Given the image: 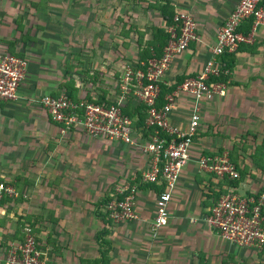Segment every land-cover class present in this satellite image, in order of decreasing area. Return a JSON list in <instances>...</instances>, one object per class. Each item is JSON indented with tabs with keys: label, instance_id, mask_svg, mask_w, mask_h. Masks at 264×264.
<instances>
[{
	"label": "crops",
	"instance_id": "obj_1",
	"mask_svg": "<svg viewBox=\"0 0 264 264\" xmlns=\"http://www.w3.org/2000/svg\"><path fill=\"white\" fill-rule=\"evenodd\" d=\"M6 1H0V47L11 46L26 59L27 71L18 98L0 101V182L16 193L0 199V264L23 241L26 226L47 264H264V248L233 244L205 220L229 190L242 196L264 190V157L254 161L264 142V26L242 25L239 31L251 41L216 56L228 71L224 94L194 101L176 91L212 57L217 31L240 0H168L175 13L190 15L196 38L170 61L160 92L176 91L168 113L173 126L186 128L197 105L199 127L167 203V221L156 231L151 222L161 184L140 179L151 162L139 147L152 133H145V115L129 116L136 142L131 145L55 122L39 99L66 94L68 82L74 101L142 104L132 90L121 99L119 85L124 68L139 61L138 36L144 44L153 25L167 30L160 11L148 7L150 0H96L87 11L95 12L90 19L77 8L85 0H73L77 7L64 5L68 0H30L33 10L16 12V1ZM72 22L85 33L82 46L71 41ZM223 151L244 171L236 187L200 168L202 155ZM122 184L135 193L137 218L114 222L104 207Z\"/></svg>",
	"mask_w": 264,
	"mask_h": 264
},
{
	"label": "built area",
	"instance_id": "obj_2",
	"mask_svg": "<svg viewBox=\"0 0 264 264\" xmlns=\"http://www.w3.org/2000/svg\"><path fill=\"white\" fill-rule=\"evenodd\" d=\"M263 0H240L226 21L218 29L212 57L208 59L199 73L184 79L176 91L190 94L194 101L211 98L214 94H224L226 80L209 81L210 77L227 74L216 56L235 51L241 43L251 41L249 35L238 30L244 21H251V28L264 26ZM168 41L160 57L150 58L146 71H132L126 66L121 75L119 88L124 94L132 90L140 102L146 106L145 125L152 129L148 141L139 145L141 151L150 155V165L142 172L141 181L163 186L156 197L157 212L152 219L154 231L164 225L168 218L167 203L174 191L184 162L189 159V150L199 127L198 106L191 111L186 128L173 126L168 113L175 104L176 91L165 96V102L157 107L160 94V80L170 61L180 54L196 38L194 21L184 12H176L173 22L167 26ZM27 61L23 57L0 47V101H13L18 98V90L25 78ZM51 119L65 126L81 127L86 133L103 136L125 144H136L132 138V119L126 115L118 103L105 105L94 101H74L67 95L45 94L39 99ZM203 171L217 178L236 179L239 176L228 152L202 155L199 159ZM128 185L115 187L113 196L105 204V211L114 222L135 219V193ZM15 190L0 182V199L15 195ZM124 194L122 198L117 195ZM264 192L246 196L229 190L221 195L206 215V222L227 241L245 247L261 248L264 245ZM23 241L11 246L6 264H47L36 248L35 235L31 227L24 228Z\"/></svg>",
	"mask_w": 264,
	"mask_h": 264
},
{
	"label": "trees",
	"instance_id": "obj_3",
	"mask_svg": "<svg viewBox=\"0 0 264 264\" xmlns=\"http://www.w3.org/2000/svg\"><path fill=\"white\" fill-rule=\"evenodd\" d=\"M118 2H120L121 0H117ZM126 1V0H123ZM135 3L137 2V0H133ZM148 7L150 8H154L156 10H159L162 17L165 20V25H170L173 22V17L175 15V12L173 11V8L171 7V4L169 3L168 0H150L148 1ZM242 25H245V28L248 30V27L251 26V21L247 20L244 21L239 27L238 30H241ZM136 28H134L135 30ZM152 37L150 39H148L144 44H142L141 42V36H138V48H139V61L137 62V64L131 66L128 65L129 67H131L132 71L135 72L136 70H142V71H146L147 69V63L148 60L150 58H154V57H159L164 49V46L166 45L168 38H169V34L165 31V26L160 27V26H152ZM126 29V31H123L124 35H128L129 30ZM243 34H246L247 31H243ZM139 35H142L143 33L139 32ZM9 51L12 53V48L10 46ZM227 78V76L225 74L221 75L220 77H210L209 81H218V80H222L225 81ZM64 86L66 87V94L68 97L73 98V94L72 91H69V83L65 82ZM65 94V95H66ZM131 98V97H129ZM165 92L162 90L159 94V97L156 101V105L157 107H160L164 104L165 102ZM96 103H100V104H105V102H103L102 100H97L95 101ZM117 105V100H112L111 102H106L105 105ZM122 111L127 114L130 117H134L137 116L139 120L143 119V116H146V106L145 104H141L138 103L137 105L131 107V108H127V107H121ZM144 114V115H143ZM149 132H152V129L149 128L146 130V134H148ZM230 160L235 164L237 170L239 171V176L236 179H229L228 181V185L231 187H236L242 180L243 175H244V171L241 170L239 168L238 162L236 161V159L234 158V156H232V154H228ZM256 155L258 157V159H254V161L258 164L260 163L261 160H263L264 157V142H262L261 144L257 145V150H256ZM264 162V161H262ZM162 186V185H161ZM160 186V190L163 189V186ZM264 192V190H263ZM263 214H264V207H263ZM261 248H264V245H262Z\"/></svg>",
	"mask_w": 264,
	"mask_h": 264
},
{
	"label": "rangeland",
	"instance_id": "obj_4",
	"mask_svg": "<svg viewBox=\"0 0 264 264\" xmlns=\"http://www.w3.org/2000/svg\"><path fill=\"white\" fill-rule=\"evenodd\" d=\"M1 1V0H0ZM5 3H8V1H6V0H3ZM14 1H16V4L17 5H19V6H17V9L15 10V12L18 10V9H24V10H26V8L27 7H29L31 10H33L31 7H32V2H30V0H14ZM55 2V3H58L59 1H55V0H51V2ZM65 1V0H64ZM50 2V1H49ZM68 2H71L72 3V6H78L77 5V3H73V0L72 1H70V0H68V1H65L63 4L64 5H66L65 3H68ZM86 4L85 5H83L82 7L80 6H78L77 8H81L82 9V11H80L79 13H80V15H81V17H83L84 18V15L87 13L88 14V8H90V7H92L93 5H94V3H96V0H85L84 1ZM2 3V2H1ZM0 3V4H1ZM104 3H106V1L104 2ZM109 8V6H106V8H105V10H110V9H108ZM66 12V11H65ZM94 15H95V12H93V11H90V13L88 14V16L90 17V19H93L94 18ZM110 22V14L108 13V16H107V22ZM70 22V19H69V21H68V23ZM79 23H81V22H79ZM71 25H72V27L74 28V29H72V39H71V41H73L74 42V44L75 45H77V44H79L80 46H82L83 45V40L85 39V33L84 32H82L81 31V29H80V27H77L75 24H73V22L71 23ZM91 28H93V27H91ZM91 30V29H90ZM92 30H91V33L90 34H92ZM87 39H90L89 37H86ZM88 41H90V40H88ZM65 45H67L66 43H65ZM87 45V44H86ZM88 51H89V53H91V49H88ZM69 54V53H68ZM70 58H71V54H70ZM74 61V60H73ZM75 61H77V60H75ZM78 62V61H77ZM77 65V64H76ZM83 68L84 67V65H79V68ZM264 181V180H263ZM264 183V182H263ZM259 192H261V191H259ZM27 227V226H26ZM32 233H34L33 231H32ZM26 234V232H24V235ZM34 235V234H33Z\"/></svg>",
	"mask_w": 264,
	"mask_h": 264
}]
</instances>
